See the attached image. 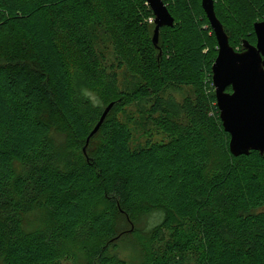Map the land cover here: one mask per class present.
Listing matches in <instances>:
<instances>
[{
    "label": "trees",
    "instance_id": "obj_1",
    "mask_svg": "<svg viewBox=\"0 0 264 264\" xmlns=\"http://www.w3.org/2000/svg\"><path fill=\"white\" fill-rule=\"evenodd\" d=\"M163 1L174 25L155 45L146 0H0L4 264H79L73 246L119 233L122 210L141 207L164 213L148 264H264V155L230 152L202 0ZM214 2L230 45H256L264 0ZM54 117L78 150L57 139ZM215 150L226 156L216 165ZM38 211L49 222L26 228Z\"/></svg>",
    "mask_w": 264,
    "mask_h": 264
},
{
    "label": "water",
    "instance_id": "obj_2",
    "mask_svg": "<svg viewBox=\"0 0 264 264\" xmlns=\"http://www.w3.org/2000/svg\"><path fill=\"white\" fill-rule=\"evenodd\" d=\"M155 16L153 42H159L160 30L173 27L174 18L163 0H146ZM202 7L217 42L218 56L213 65V85L224 130L231 137L229 149L234 157L252 151L264 155V22L254 25L257 44L245 41L243 51H236L223 24L215 13L214 0H202ZM231 88V92L227 90ZM114 103L104 111L87 140L103 125Z\"/></svg>",
    "mask_w": 264,
    "mask_h": 264
},
{
    "label": "rangeland",
    "instance_id": "obj_3",
    "mask_svg": "<svg viewBox=\"0 0 264 264\" xmlns=\"http://www.w3.org/2000/svg\"><path fill=\"white\" fill-rule=\"evenodd\" d=\"M241 52V51H240ZM78 63V62H77ZM94 84V89L91 90V97L97 106H104L110 102V97L105 93L106 90ZM213 91H215V87ZM182 92L177 93V97L182 96ZM58 127L57 139L68 144L72 149L80 148L73 141L71 133L67 130L63 120L59 117H54ZM84 147H81L83 150ZM87 147L84 148L86 153ZM226 156L219 150H215L213 154V164L216 165L218 161L225 160ZM213 167L215 168V166ZM122 220L119 221V233L113 234L106 239H99L93 243L80 246L81 249L74 247L76 251V260L79 264H103V258H117L124 261L125 264H148L151 261V248L149 243L148 232L158 226L163 220L164 213L161 210L141 207L136 210H122ZM133 221V223H132ZM26 228L40 229L44 227L49 220L45 218L42 212H36L25 219ZM124 227V228H123ZM126 228L128 230H126ZM121 229V230H120ZM124 231V233H123ZM122 232V233H121ZM100 259L90 263V257H98ZM0 264H4L0 259ZM69 264V263H67Z\"/></svg>",
    "mask_w": 264,
    "mask_h": 264
}]
</instances>
